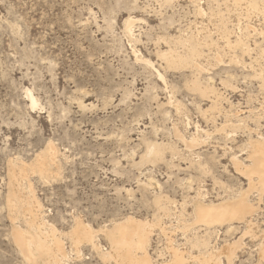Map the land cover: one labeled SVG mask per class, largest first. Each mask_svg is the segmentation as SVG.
Returning a JSON list of instances; mask_svg holds the SVG:
<instances>
[{"label": "rangeland", "instance_id": "1", "mask_svg": "<svg viewBox=\"0 0 264 264\" xmlns=\"http://www.w3.org/2000/svg\"><path fill=\"white\" fill-rule=\"evenodd\" d=\"M258 2L256 11L248 0H0V264H30L13 236L14 229L32 233L30 195L67 253L60 264H117L104 262L110 246L102 234L101 251L82 244L79 254L68 234L76 220L99 230L126 217L161 220L148 248L155 264L170 259L167 238L183 251L181 264H264V192L260 201L249 195L258 207L249 234L238 222L208 235L201 224L189 226L197 193L218 204L247 188L232 159L245 160L249 138L264 140ZM128 19L136 21L131 32ZM190 37L203 70L168 65L163 55L183 56L178 41ZM192 137L200 143L189 148ZM154 143L161 159L143 160ZM49 147L47 174L18 179L20 208L10 210L11 167L33 164ZM238 239L230 263L226 245ZM218 249L220 262L210 260ZM45 259L34 256L33 264H53Z\"/></svg>", "mask_w": 264, "mask_h": 264}, {"label": "bare ground", "instance_id": "2", "mask_svg": "<svg viewBox=\"0 0 264 264\" xmlns=\"http://www.w3.org/2000/svg\"><path fill=\"white\" fill-rule=\"evenodd\" d=\"M248 2L249 7L257 11L259 6L258 0H248ZM135 22L136 21L133 19H128L125 22V30L131 32V25ZM178 44L185 48V54L181 56L176 53L175 50L170 49L167 54L163 55L166 63L173 67L192 65L195 69L201 70L202 67L194 60L199 50L198 42L190 37L183 41L179 40ZM241 44L242 41L238 39L236 45L241 46ZM193 88L199 89L196 82L193 84ZM27 97L30 100L31 107H34L36 103L33 97L29 94ZM174 133L178 138H182L177 131H174ZM185 143L187 147L194 148L199 145L200 139L198 137H192ZM50 150L51 148L49 147V149L40 153L35 162L31 165L26 166L20 164L22 165L20 167H16V165L11 167L8 200L10 210L15 211V209L17 210V208H20L19 203L13 200L15 195L14 187L18 183V179H23L25 175L30 172H37L41 176L47 174L48 166L50 165V162L53 161L50 158ZM243 150L244 154H246L245 160L240 161L239 158L236 157L233 158L232 161L236 167V172L246 178L247 188L240 192L238 191L239 193L237 192L238 194L235 197L230 196L218 204H213L212 202L207 204L203 202L205 197H203L200 192L197 193V197L195 196L197 199L192 204L195 220L193 223L189 224V226L201 224L205 227L206 234L208 235L209 231L216 226L226 225L227 228L230 229L235 222H238L246 225L244 235L250 233V225L252 222L248 219L252 217L258 207L256 208L250 203L248 199L249 195L256 192L258 194V200L260 201L261 195L264 192V140L261 137H258L257 139L249 138ZM162 154V146L154 143L148 146L147 153L142 159L148 162H155L161 159ZM155 203L159 206V210H161L164 215L168 212V209L162 205L160 199H157ZM25 204L30 210L35 209V215H33V217L26 223V229L32 232L31 235L26 231L14 229L13 236L19 249L24 253L25 258L28 259L30 264H33L34 256H39L41 254L46 258L45 260H42L44 263H62L67 258V253L63 250V244L58 237L59 235H56L54 228L49 227L47 229L43 220L40 219V207L35 200V196H28ZM181 212H184V210ZM181 212L180 214L183 216L184 213ZM160 223L161 220L157 219V217H154L152 221H142L134 217H126L123 220L114 223L110 228L106 227L94 230L84 225L80 220H76L68 235L76 254H79V247L82 244H89L94 249L101 251V247L98 245L96 239L99 234H102L107 239L110 246V251L101 253L104 262L114 261L117 264H155L151 261L152 259L148 254V248L150 246L151 231L155 227H160ZM161 230L162 232H165V228H161ZM167 242V250L170 253V259L161 264H181L183 251H181L179 247L173 245L174 242L171 238H167ZM206 242L207 240H202V237H195L193 240V243L201 244L202 246H206ZM240 242L241 239L234 242L232 244L233 248L229 244L226 245V258L228 262L231 263L233 261V249L236 245H239ZM261 247V254H264V241L262 242ZM220 251L221 250L219 249L212 251L209 254V259L220 262Z\"/></svg>", "mask_w": 264, "mask_h": 264}]
</instances>
